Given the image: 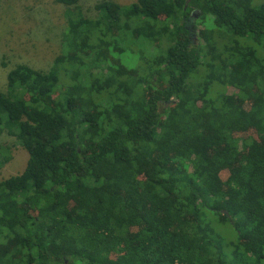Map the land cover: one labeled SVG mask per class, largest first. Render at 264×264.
Returning a JSON list of instances; mask_svg holds the SVG:
<instances>
[{
  "label": "trees",
  "instance_id": "16d2710c",
  "mask_svg": "<svg viewBox=\"0 0 264 264\" xmlns=\"http://www.w3.org/2000/svg\"><path fill=\"white\" fill-rule=\"evenodd\" d=\"M94 8L0 90V264H264V0Z\"/></svg>",
  "mask_w": 264,
  "mask_h": 264
},
{
  "label": "rangeland",
  "instance_id": "374dc122",
  "mask_svg": "<svg viewBox=\"0 0 264 264\" xmlns=\"http://www.w3.org/2000/svg\"><path fill=\"white\" fill-rule=\"evenodd\" d=\"M99 1L78 0L75 4L65 5L55 0H0V90H5L7 72L17 63L47 70L62 51L61 37L66 27L65 15L79 12L94 17L97 15L94 5ZM112 1L126 5L132 0ZM165 16L162 15L161 18ZM194 34L192 43L195 48V43L204 39L202 26H195ZM260 49L264 50V42L259 51ZM227 92L234 94L237 89L230 86ZM246 92L248 97L237 100L239 104L249 106L259 99L257 88L253 87ZM236 135L245 137L254 135V132L250 130L238 132ZM10 141L11 137L7 134L0 135V144ZM10 154V161L0 168V180L20 173L26 165L28 153L23 147L12 146ZM226 175L227 169H222L220 177L225 179ZM71 207L75 208V204Z\"/></svg>",
  "mask_w": 264,
  "mask_h": 264
}]
</instances>
